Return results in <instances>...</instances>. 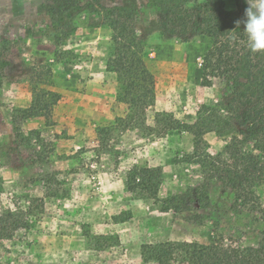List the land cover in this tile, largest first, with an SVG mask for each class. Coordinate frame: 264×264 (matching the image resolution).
Returning a JSON list of instances; mask_svg holds the SVG:
<instances>
[{
    "label": "rangeland",
    "instance_id": "obj_1",
    "mask_svg": "<svg viewBox=\"0 0 264 264\" xmlns=\"http://www.w3.org/2000/svg\"><path fill=\"white\" fill-rule=\"evenodd\" d=\"M157 1L0 0V213L18 223L0 240L4 264H156L142 259L144 243H209L216 234L207 216L225 210L220 185L210 202L191 195L182 212L162 208L204 182L201 166L183 161L195 131L211 153L240 136L225 110L234 83H202V37L146 34ZM224 3L237 8L236 0ZM102 6L140 11L135 23L156 81L145 110L119 99ZM247 7L241 0L243 16ZM30 27L40 30L22 32ZM34 100L36 115L24 118L17 109ZM134 167L162 169L157 197L129 188ZM231 213L221 216L227 234Z\"/></svg>",
    "mask_w": 264,
    "mask_h": 264
},
{
    "label": "trees",
    "instance_id": "obj_2",
    "mask_svg": "<svg viewBox=\"0 0 264 264\" xmlns=\"http://www.w3.org/2000/svg\"><path fill=\"white\" fill-rule=\"evenodd\" d=\"M154 4L159 10L158 18L146 34L158 32L184 39L200 36L209 42L202 57V83H211L217 77H227L234 83L225 110L226 117L240 126V136L233 135L221 151L211 153L205 148L203 132L195 131L194 150L183 161L200 165L204 182L182 195L168 197L162 208L182 212L191 195L197 196L199 202H210V192L220 185L225 190L220 203L225 210L207 216L216 226L213 239L209 243H144L141 257L156 264H264L263 51L253 53L248 47L241 0H236V9L226 8L224 0H160ZM102 11L113 31L107 69L115 72L121 83L119 99L131 108L145 110L154 104L156 81L143 58L145 36L135 23L140 11L108 6H102ZM39 30L30 27L22 32L31 36ZM36 109L34 100L30 107L17 110L28 118L36 115ZM165 120L169 125L174 121ZM161 175L160 167H134L128 174V186L131 190L140 187L146 197L155 198ZM229 211L230 222L236 221L234 226H228L231 231L227 234L221 216ZM17 226L12 212L0 213V240ZM0 264L4 263L0 260Z\"/></svg>",
    "mask_w": 264,
    "mask_h": 264
},
{
    "label": "clouds",
    "instance_id": "obj_3",
    "mask_svg": "<svg viewBox=\"0 0 264 264\" xmlns=\"http://www.w3.org/2000/svg\"><path fill=\"white\" fill-rule=\"evenodd\" d=\"M246 19L243 21L248 47L251 52L264 51V0H246ZM240 21H237L239 26Z\"/></svg>",
    "mask_w": 264,
    "mask_h": 264
}]
</instances>
